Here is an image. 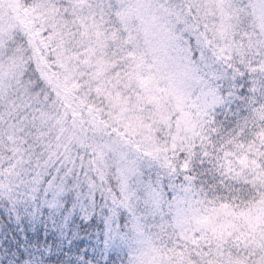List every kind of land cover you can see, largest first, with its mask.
<instances>
[{
    "label": "snow or ice",
    "instance_id": "obj_1",
    "mask_svg": "<svg viewBox=\"0 0 264 264\" xmlns=\"http://www.w3.org/2000/svg\"><path fill=\"white\" fill-rule=\"evenodd\" d=\"M90 12L130 123L99 135L86 120L75 129L71 112L58 123L64 105L33 63L5 77L16 42L0 38V197L22 199L46 175L82 177L133 213L129 264H264V224L217 242L194 223L264 204V0H92ZM245 97L247 115L232 120ZM145 160L170 184L144 186L137 216L132 181Z\"/></svg>",
    "mask_w": 264,
    "mask_h": 264
},
{
    "label": "rangeland",
    "instance_id": "obj_2",
    "mask_svg": "<svg viewBox=\"0 0 264 264\" xmlns=\"http://www.w3.org/2000/svg\"><path fill=\"white\" fill-rule=\"evenodd\" d=\"M91 4L92 0H0V38L16 42L4 65L5 77L18 78L26 66L33 63L44 87L55 93L54 106L59 107L60 102L64 105L58 123L62 124L71 112L75 129L79 130L86 120L85 131L99 135L113 122L120 125L130 121L124 119L129 112L128 103L121 99L111 82L112 65L107 60L106 41L99 20L90 12ZM25 83L30 88V84ZM89 90L93 96L103 98V106L89 98ZM153 101L159 104L154 96L149 98L150 103ZM82 109L85 110L83 117ZM136 126H141L139 120ZM50 179L54 180L51 187ZM161 181L170 184L158 165L143 161L140 175L132 181L133 189L141 198L133 201L138 204L135 215H143L140 210L143 187ZM171 182H176L175 177ZM27 193L15 202L0 197V240L5 239L9 222L21 230L22 223L30 226L46 218L61 238H66L72 226L77 239L91 242L101 260L109 264H129L135 250V233L133 213L128 209L113 204L101 191L90 194L82 177L77 180L72 176L60 179L55 174L51 178L46 175L43 183L29 187ZM194 223L221 242L233 232L245 228L255 231L258 225L264 224V204L243 213L219 210ZM78 226L80 233H77ZM6 254L5 247L0 246V264H38L11 254L6 258Z\"/></svg>",
    "mask_w": 264,
    "mask_h": 264
},
{
    "label": "trees",
    "instance_id": "obj_3",
    "mask_svg": "<svg viewBox=\"0 0 264 264\" xmlns=\"http://www.w3.org/2000/svg\"><path fill=\"white\" fill-rule=\"evenodd\" d=\"M41 70L44 71L43 68ZM228 87L229 85H225L226 89ZM231 87L235 92H239V86ZM245 99L247 97L240 98L238 103L234 102L232 105L233 112L230 114L232 120H240L247 115L248 104L243 102ZM6 220L8 222V219ZM80 226L84 227L81 224ZM80 226L77 233L81 232ZM71 227L64 239L57 235L54 225L46 218L38 219L30 226L22 223L21 230L15 229L9 222L5 228V239L0 240V246L5 247L6 258L11 254L20 259L36 261L38 264H109V261L101 260L95 254L91 242L78 240Z\"/></svg>",
    "mask_w": 264,
    "mask_h": 264
}]
</instances>
